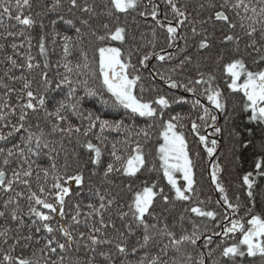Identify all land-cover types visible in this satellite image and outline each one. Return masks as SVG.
<instances>
[{"label": "snow or ice", "instance_id": "obj_1", "mask_svg": "<svg viewBox=\"0 0 264 264\" xmlns=\"http://www.w3.org/2000/svg\"><path fill=\"white\" fill-rule=\"evenodd\" d=\"M32 6V0H0V40L12 41L0 43L5 65L0 76V264H244L249 257L264 264V213L242 205L239 196L235 202L230 199L218 160L210 163L209 175L222 197L215 204L226 209L221 213L209 208L211 198L202 200L197 191L200 153L190 152L185 133L188 128L207 157H215L218 140L210 139L202 130L211 127L213 136L222 131L217 126V114L226 111L227 99L217 83V73L223 69L227 88L242 94L240 111L252 125L245 130L254 137V129L258 128L264 152V0H201L195 8L190 7V0H163V4L160 0H67L71 18L66 21L63 0H51L43 12L33 13ZM48 13H56L73 34L56 31L55 20L50 21L52 32H45L48 26L43 16ZM133 13L153 22L150 32L141 33L139 40L130 34L127 23L121 22V16ZM36 27L40 29L37 46L42 61L31 54V31ZM159 30L166 33V47L156 51ZM50 35L53 43L55 37L63 41L57 67H63L64 72H57L56 78L49 74ZM86 37L96 42L98 77L84 48ZM179 41H183V47ZM112 42H120L121 46H111ZM130 42L132 46L124 47ZM25 43L27 50L21 51ZM171 48L182 55L174 56L168 51ZM134 55L144 68L153 58L163 63L175 61L167 73L156 74L172 89L183 87L192 93L195 98L191 107L199 109L195 119L177 114L162 125L159 168L155 163L148 166L146 152L138 140L127 155L113 144L111 161L105 164L102 147L89 139L90 134L98 126L100 134L95 139L103 143L105 130L123 129L127 133L131 129L123 120L101 119L84 110V97L77 94L83 87L85 95H97L89 79L79 78L97 77L99 87L111 93L114 105L141 117L162 118V109L170 107V99L160 95L154 101H144L135 94L142 77L133 63ZM73 57L81 62H74ZM34 72L36 75H31ZM179 77L187 82L182 83ZM56 89L66 94L53 102L50 93ZM201 96L211 108L201 102ZM183 100L180 97L176 102ZM71 116L87 120V127L74 124ZM183 119L190 121V128L181 123ZM148 128L135 135L147 140ZM56 135L61 141L75 137L89 153V162L95 169L102 168L103 180L110 185V177L117 173L138 179L145 172H159L169 191L160 186L159 180L145 178L138 188L128 184L131 196L120 203L117 195L97 189V203L88 204L87 213H82L81 205L76 203L72 205L70 221L56 220V215L65 217L73 195L69 182L80 186L86 183L80 167L74 172L68 170L67 159L62 167L58 166L56 142L48 139ZM125 144L131 146L127 140ZM251 145L252 138L247 143L241 141L242 148ZM42 156L48 158L47 166L33 159ZM92 174L98 173L94 170ZM257 178H264V155L254 162L253 171L241 178L250 201ZM22 201L26 202V210ZM176 202L186 206L169 223L170 212H157V204L174 208ZM241 211L244 215L238 216ZM206 221L214 227L209 228Z\"/></svg>", "mask_w": 264, "mask_h": 264}, {"label": "trees", "instance_id": "obj_2", "mask_svg": "<svg viewBox=\"0 0 264 264\" xmlns=\"http://www.w3.org/2000/svg\"><path fill=\"white\" fill-rule=\"evenodd\" d=\"M51 0H32V12H43L45 10V5L49 4ZM65 4V10L63 11V15L65 17V21L71 18L67 13V0H63ZM97 2H104V0H97ZM183 2V0H182ZM201 2V0H190V7L195 8L196 5ZM160 3L163 4V0H160ZM27 11V10H26ZM15 15V13H13ZM43 20L45 25L48 27L45 28V32L51 33L52 27L50 25V21H56V31L61 32L62 34H73L69 32V26L65 21H61L56 13H48L43 16ZM121 22H126L129 28V32L131 35L136 36L139 40V36L141 33L148 34L150 32L149 25H153L151 19L141 18L138 14L133 13L130 16L124 17L121 16ZM218 27V26H217ZM16 30H19L17 28ZM31 35L33 36L32 40V48L31 54L36 58V60L42 61L43 57L39 54L38 50V40L40 35L39 27L34 28L31 31ZM217 36H219V32H217ZM150 38V36L148 37ZM23 39V38H20ZM55 43H53V37L50 35L47 47H48V57L50 63L49 74L51 77L56 78L57 72H64L63 67H57V62L61 60L62 56V39L60 37H55ZM11 38L8 41L0 40V43H11ZM19 42V40L17 41ZM181 47H183V41H179ZM113 46H121L120 42H112ZM96 42L92 40L90 37H86L84 41V48L89 54V62L90 67L93 71L97 72V77L99 75L98 71V52L95 50ZM132 43L130 42L128 45L124 47H130ZM138 46V45H137ZM161 47H166V33L163 30H159L157 33V49L159 51ZM27 50V43L24 45V49L21 51ZM150 50V49H146ZM11 50L9 49V52ZM168 51L173 52L174 56L179 57L182 53H179L175 48L168 49ZM216 49H213L215 52ZM74 62H81L80 58L73 57ZM22 62V61H21ZM133 63L136 64L138 74L141 75L142 80L138 83L135 94L138 97H141L144 101H154L160 95H166L170 99V107L162 109L163 117L157 116L156 118H148L141 117L138 114L132 113L130 109H125L122 106L114 105L112 103L111 93L107 92L105 88L99 87L100 80L97 77H87L81 75L80 79H89V86L97 88V95H85V89L83 87L78 88L77 94L79 96L84 97L83 100V109L87 111H92L96 115L100 116L101 119H106L109 121H119L123 120L125 125L129 126L131 129L130 132H125L123 129L117 132L115 129H107L102 134L101 141L95 139V135L100 134L99 127L93 130V133L90 134L89 139H92L94 143L100 145L104 152L103 160L106 164L111 161L110 153L112 151V145L116 144L117 149L120 150L121 153L127 155L128 152L134 148L135 141H139L146 152V159L149 161V167H151L152 163H155L157 168H159L160 160L158 156V148L162 143V125L172 116L180 114L181 116L191 117L192 119L196 118V114L199 109H193L191 107V102L195 98L192 93L186 92L183 87L172 89L167 80H162L159 75L156 74V71H160L161 73H167V70L173 66L175 61L172 63H163L159 62L155 58H153L147 68L142 67L138 63V58L136 55L133 56ZM4 63L2 62V56H0V76L3 75ZM83 71H88L84 69ZM17 75L19 72L17 71ZM189 73H185L188 75ZM26 75H28L26 73ZM31 75H36V73H32ZM31 78V76H30ZM182 83H186L183 77H179ZM227 76L223 73V69L217 73V83L224 91V96L227 99V108L225 112L218 113L217 126L221 127V133L217 134V140L219 142V148L217 149V153L215 158H213L212 162L210 158L207 157L206 151L203 149L202 145H198L196 143L197 138L188 130L185 129L186 137L189 141V150L190 152L199 151L200 157L197 161V191L200 194V198L202 200H207L211 198V203L209 204V208H214L218 212L223 213L226 209L224 205H216L215 201L217 199H222L217 190H215L214 184L211 182V178L209 175V165L210 163L216 162L217 160L221 164L223 168V173L221 174V180L224 183L228 195L230 199L235 202V197L239 196L240 202L242 205H248L253 209L255 213H264V178H257L256 186L254 187V197L250 199L247 197V188L242 184V176L248 172L253 171L254 162L261 156L264 155V152H261L260 144H261V133L257 129H254L255 135L254 137L250 136V134L245 130L252 125L248 122L246 118V114L240 111V104L242 101V94L240 93H231V91L227 88ZM35 86V85H34ZM65 91L61 89H56L50 93V98L53 102L62 100L65 96ZM184 97L183 101L176 102L178 98ZM201 102L206 106L212 107L210 102L206 100L205 97H199ZM109 101L107 104L104 101ZM154 107H157L158 112L161 111V108L155 104ZM51 108V104L49 105ZM70 119L74 124L81 125L82 127H87L88 121L81 120V118L76 116H71ZM181 123L188 125L190 128V121L188 119H183ZM151 125L150 128L148 126ZM142 128H148L149 138L145 140L142 136H136L135 133L138 132ZM47 131V128L45 129ZM205 132L209 135L210 139L213 137V129L211 127L202 130V134ZM236 133H239V137L236 136ZM249 138L253 139V145L242 148L241 141L247 143ZM48 139L53 140L55 143V147L57 148V152L59 155L57 156L58 166H63L65 163V159H67L69 165V171L74 172L77 167H80L86 177V183L83 186L74 184L71 189L73 195L68 200L67 206L65 208V217L64 220L67 219L70 221V215L74 211L72 205L79 203L81 205V212L87 213L89 211L87 205L97 203V198L94 195L95 191L99 189L101 192L109 191L112 194L117 195L120 203H124L127 201L131 193L127 190V185L132 184L134 188H138L141 184V181L145 178L149 180H159L160 186L165 188V191H169V187L167 185L166 179L163 178L162 173H143V175H139L138 179H129L122 174H114L110 177L113 183L110 185L103 180L102 168L95 169V166L89 162V153L86 149H84L80 143H77L75 137H65L61 141V138L56 136L48 137ZM83 139V137H81ZM129 141V144H125V141ZM18 142V141H17ZM61 143L63 147H61ZM46 151V150H45ZM37 163L43 164V166L48 165V158L46 156H42L39 159L33 157ZM35 167V165H34ZM97 171V175H93V171ZM33 186L35 188V181L33 182ZM22 204L25 205L26 210V202L22 201ZM185 204L180 202L175 203V207L172 208L168 205H163L162 203L157 204V212L164 211V209H168V211L164 212V215H169V223L172 222V218L179 214L185 207ZM55 215V214H54ZM238 216H243L244 212L241 211ZM107 218V216H106ZM57 220V217H56ZM3 222L0 221V224ZM55 223V221L53 222ZM118 226H119V222ZM209 228H213L214 225L211 222L206 221ZM80 230H86L81 228ZM217 231L219 229H216ZM40 235H43L41 233ZM244 264H259L258 259L246 258L244 260Z\"/></svg>", "mask_w": 264, "mask_h": 264}, {"label": "rangeland", "instance_id": "obj_3", "mask_svg": "<svg viewBox=\"0 0 264 264\" xmlns=\"http://www.w3.org/2000/svg\"><path fill=\"white\" fill-rule=\"evenodd\" d=\"M111 46H113V45H111ZM219 119V118H218ZM217 139V135H215V136H213L211 139ZM162 143H163V140H162ZM218 148H219V142H218ZM216 156V155H215ZM215 158V157H214ZM212 160H213V158L212 159H210V161L212 162ZM208 171H210V168L208 169ZM178 179H180V177H179V175H178ZM70 183V186L72 187L75 183L74 182H69ZM56 217H57V220H60V221H63L64 220V217L63 218H61V217H59L58 215H56Z\"/></svg>", "mask_w": 264, "mask_h": 264}]
</instances>
